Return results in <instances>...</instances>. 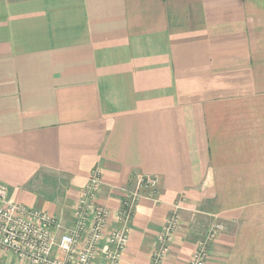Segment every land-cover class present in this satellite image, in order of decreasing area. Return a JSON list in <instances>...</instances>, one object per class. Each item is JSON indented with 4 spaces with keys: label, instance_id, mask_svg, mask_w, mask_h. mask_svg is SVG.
I'll use <instances>...</instances> for the list:
<instances>
[{
    "label": "crops",
    "instance_id": "1",
    "mask_svg": "<svg viewBox=\"0 0 264 264\" xmlns=\"http://www.w3.org/2000/svg\"><path fill=\"white\" fill-rule=\"evenodd\" d=\"M93 170L110 226L135 174L160 179L119 264H149L173 211L162 264L220 223L205 264H264V0H0L7 197L66 231Z\"/></svg>",
    "mask_w": 264,
    "mask_h": 264
},
{
    "label": "built area",
    "instance_id": "2",
    "mask_svg": "<svg viewBox=\"0 0 264 264\" xmlns=\"http://www.w3.org/2000/svg\"><path fill=\"white\" fill-rule=\"evenodd\" d=\"M133 178V186L121 194L120 207L115 213L116 225L110 226V209L97 201L102 187L101 175L99 170H93L73 209L72 228L66 231L62 223L50 215L36 209L27 210L11 201L5 185L0 184V249L28 264H119L128 243V222L135 212L136 202L142 196L152 197L160 182L156 175L135 174ZM178 224L179 215L173 211L158 234L159 245L152 252L149 264L163 263ZM224 228L222 223L208 228L197 242L188 264H205L208 245ZM101 243L106 248L103 262L99 263L97 255Z\"/></svg>",
    "mask_w": 264,
    "mask_h": 264
},
{
    "label": "rangeland",
    "instance_id": "3",
    "mask_svg": "<svg viewBox=\"0 0 264 264\" xmlns=\"http://www.w3.org/2000/svg\"><path fill=\"white\" fill-rule=\"evenodd\" d=\"M160 180V179H159Z\"/></svg>",
    "mask_w": 264,
    "mask_h": 264
}]
</instances>
